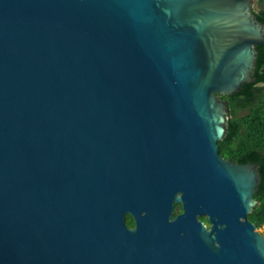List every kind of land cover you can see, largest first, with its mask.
<instances>
[{
	"label": "water",
	"instance_id": "water-1",
	"mask_svg": "<svg viewBox=\"0 0 264 264\" xmlns=\"http://www.w3.org/2000/svg\"><path fill=\"white\" fill-rule=\"evenodd\" d=\"M256 45L252 0H0V264H264L217 143Z\"/></svg>",
	"mask_w": 264,
	"mask_h": 264
},
{
	"label": "trees",
	"instance_id": "trees-1",
	"mask_svg": "<svg viewBox=\"0 0 264 264\" xmlns=\"http://www.w3.org/2000/svg\"><path fill=\"white\" fill-rule=\"evenodd\" d=\"M254 1L257 9H253V13L264 25V0ZM256 50L255 80L243 83L230 95L219 96L227 102L228 118L226 133L217 143L223 157L238 163L252 162L257 166L260 181L254 198L258 202L247 218L259 228L264 225V46L256 45ZM175 209L176 213L180 212V205L176 204ZM200 218L206 221V217ZM125 222L128 226L134 225L129 215L125 216Z\"/></svg>",
	"mask_w": 264,
	"mask_h": 264
},
{
	"label": "rangeland",
	"instance_id": "rangeland-1",
	"mask_svg": "<svg viewBox=\"0 0 264 264\" xmlns=\"http://www.w3.org/2000/svg\"><path fill=\"white\" fill-rule=\"evenodd\" d=\"M253 9H257V7H256V3H255L254 0H252V10H253ZM258 229H259V231H261V232L264 234V225L261 226V227H259Z\"/></svg>",
	"mask_w": 264,
	"mask_h": 264
},
{
	"label": "flooded vegetation",
	"instance_id": "flooded-vegetation-1",
	"mask_svg": "<svg viewBox=\"0 0 264 264\" xmlns=\"http://www.w3.org/2000/svg\"><path fill=\"white\" fill-rule=\"evenodd\" d=\"M224 158H226V157H224ZM229 159V158H228ZM230 160V159H229ZM231 161V160H230ZM232 162H236V161H232ZM236 163H238V162H236ZM176 210V209H175ZM202 217V216H201ZM201 219V218H200ZM202 220V219H201ZM204 221V220H203ZM204 222H206V221H204ZM207 223V222H206Z\"/></svg>",
	"mask_w": 264,
	"mask_h": 264
}]
</instances>
